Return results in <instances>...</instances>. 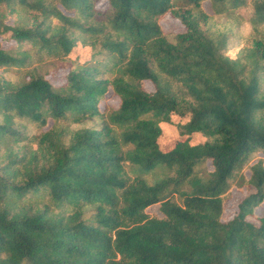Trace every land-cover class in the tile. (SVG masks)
<instances>
[{
	"label": "trees",
	"instance_id": "trees-1",
	"mask_svg": "<svg viewBox=\"0 0 264 264\" xmlns=\"http://www.w3.org/2000/svg\"><path fill=\"white\" fill-rule=\"evenodd\" d=\"M247 4L230 58L211 19ZM0 38V264H264V217L247 219L264 201V0H0ZM78 44L95 52L71 59ZM235 180L249 194L223 222Z\"/></svg>",
	"mask_w": 264,
	"mask_h": 264
},
{
	"label": "rangeland",
	"instance_id": "rangeland-1",
	"mask_svg": "<svg viewBox=\"0 0 264 264\" xmlns=\"http://www.w3.org/2000/svg\"><path fill=\"white\" fill-rule=\"evenodd\" d=\"M202 9L207 15L212 16L208 2H203ZM250 15H251V5L247 4L246 6L232 12L227 16L225 15L213 16L211 19V23H212L210 25L211 30L215 33L219 31H223L227 35L228 38L227 56L230 58H234L236 56V53L243 46L246 37L251 32V26L249 24ZM4 22L5 24L10 25L12 23V20L10 18L9 20ZM52 23L56 24L57 22L56 20H53ZM159 24L161 26V29L169 34V37H171L172 33H174L175 31L181 28L179 22L174 19H171L168 15H165L163 19L159 21ZM94 52L95 50L92 51V49L88 47L84 48L80 44H78L71 51L69 56L71 57V59H75L78 62H83L84 60L88 59ZM39 65H41L39 68V72L41 71L43 74H45L46 77L51 82L61 80L66 73V70L56 69V60L53 59L45 58V60L41 62V64ZM117 102L118 99L113 95H111L110 92H108L105 98L104 99L102 98L101 101L99 102V107L100 109H105L110 107L115 108ZM186 120L187 118H184L183 121L185 122ZM172 121L160 123L162 135H161V139L159 140V144L162 146L168 145L172 140H174L179 136L178 130L175 126L178 119L176 117H172ZM52 124H53L52 120L49 119L47 121V125L41 130L42 131L47 130L52 126ZM89 125L90 122H86L79 126L71 124L69 128L80 129L83 127H87ZM25 132L28 136L37 133V131H34L32 126L29 125L25 128ZM203 140L204 138L200 134H192L190 137L191 144L202 142ZM259 158L263 159V155L261 153L252 154L250 158V163L254 162L256 159ZM245 174L247 175V172ZM237 184H238V180H235L230 190V194H231L230 199L224 204V212L221 218L223 222L230 220L235 215L238 204L241 202V200L244 197H246L249 194V192H247L245 187H238ZM147 212L150 214H157L159 216L157 206H152L148 208ZM262 217H264V201L258 204L253 209L252 217H248L247 219L253 223H257V219Z\"/></svg>",
	"mask_w": 264,
	"mask_h": 264
}]
</instances>
